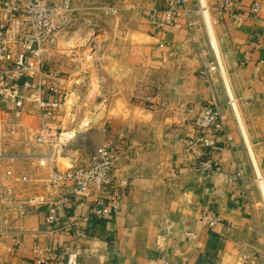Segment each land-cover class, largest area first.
Returning a JSON list of instances; mask_svg holds the SVG:
<instances>
[{"label": "crops", "instance_id": "1", "mask_svg": "<svg viewBox=\"0 0 264 264\" xmlns=\"http://www.w3.org/2000/svg\"><path fill=\"white\" fill-rule=\"evenodd\" d=\"M255 1L262 3L259 12L252 10ZM234 2L236 19L212 13L226 81L209 68L213 48L204 27L190 30L182 19L163 29L151 19L166 0H71L68 17L75 24L91 21L86 34L93 58L81 61L98 68V96L110 99V107L98 121L72 108L71 152L47 166L39 158L49 147L29 136L40 124L36 117L24 116L32 130L25 129L22 138L4 135L9 126L0 127V192L13 190L0 201V264H41V248L61 252L68 233L61 226L69 217L83 226L81 264H264V187L254 166L264 174V0ZM113 3L118 14H103ZM59 74L61 87L70 91L71 76ZM83 76L90 88L92 71ZM180 102L196 109L217 104L224 112L231 140L219 137L223 149L201 155L213 158L212 170L192 168L197 154L183 157L196 128L193 114L178 109ZM108 140L129 145L115 172L132 185L122 194L119 212L97 217L89 198L50 181L64 159L68 167L89 164ZM65 194L70 199L59 205L58 227L52 229L45 224L48 204ZM33 196L38 203L30 201ZM209 207L222 218L213 227L200 222L201 211Z\"/></svg>", "mask_w": 264, "mask_h": 264}, {"label": "built area", "instance_id": "2", "mask_svg": "<svg viewBox=\"0 0 264 264\" xmlns=\"http://www.w3.org/2000/svg\"><path fill=\"white\" fill-rule=\"evenodd\" d=\"M234 0H166V6L160 11L151 13V19L160 28L184 23L190 30L196 26L204 27L213 48L209 68L223 75L222 57L214 46L213 27L218 21L212 17L214 11L221 14H233ZM261 1H255L252 10L259 12ZM72 11L71 0H61L53 6L44 0H0V127L9 126L4 135L22 138L27 128L24 116L36 117L40 124L34 129V140L49 147L40 156V165L54 163L58 155L68 150V145L76 134L71 129L64 130L62 112L67 101V89L61 87L59 70L55 67L45 68L43 53L49 44H53L57 36L75 23L68 17ZM115 6L107 12H116ZM224 76V75H223ZM228 103L237 116L236 100L227 86ZM64 86V85H63ZM62 88V89H61ZM178 109L193 114L196 134L186 141L184 158H194L192 168L196 170H212L213 158H202L206 151L223 149L218 140L230 141L224 112L217 104H202L198 109L185 102L178 103ZM65 111V110H64ZM5 118V119H4ZM4 119V121L2 120ZM2 120V121H1ZM59 125H56V123ZM196 149H195V148ZM201 152V153H200ZM203 152V153H202ZM130 147L125 142L108 140L100 145L91 161L86 165L60 168L54 172L50 183L56 187H69L70 192L89 198L94 216L102 217L122 209V194L131 188V179L116 174V166L120 157L129 155ZM8 175L13 176L9 171ZM22 180L27 177L23 176ZM12 188L7 187L0 192V201L12 195ZM69 195L61 196L56 202L48 204L45 224L56 229L58 227V207L69 201ZM38 203V197L30 199ZM88 217L83 218L87 221ZM222 221L221 216L211 207L204 208L200 214V222L213 227ZM68 230L65 235L63 250L54 253L49 248L38 250V261L41 264H81L79 256L83 250L84 230L76 217H69L64 225Z\"/></svg>", "mask_w": 264, "mask_h": 264}, {"label": "rangeland", "instance_id": "3", "mask_svg": "<svg viewBox=\"0 0 264 264\" xmlns=\"http://www.w3.org/2000/svg\"><path fill=\"white\" fill-rule=\"evenodd\" d=\"M95 4L98 5V2H95L94 6ZM106 6H115V9H117V11L107 12V9L109 8L108 7L107 9L103 10V14H118V8L114 3ZM92 10L98 11L99 9L94 8ZM96 14L100 13L96 12ZM89 29H91V21L85 20L84 22L74 24L72 27L63 30L57 36L55 42L53 44H49L43 53V59L47 66L55 67L62 72H66L69 77L71 76V80L68 81L70 91L67 90V93H70V95L67 97V103L65 105L68 111V117L64 119L63 125L64 130L71 129V134L76 133V130H74V128L70 127V124H68L70 118L72 117V115L70 114L72 108L73 110L76 108L79 112H83V115L86 114L87 117L88 115H90L88 118H90L91 120L98 121L99 113L103 110L108 109L111 102L110 99L103 100L98 96L100 88L97 79L98 68L92 64L91 66H83V63L81 61L84 57L88 58L89 60L93 58L92 48L88 44L90 36H87L86 34ZM213 42L214 46L217 49L218 43L216 42L215 35ZM90 70L92 71L93 78L91 86L90 88H88L86 84H83V81L85 79L83 75L90 74ZM223 75L226 81H228V76L225 70L223 71ZM67 147L68 150H66L64 154L58 155V158L70 154V149H72L73 146L69 144ZM78 147L81 148L82 146ZM63 162L64 163L61 165V168L69 166L65 159ZM254 166L256 170L257 183L264 187V174L261 171L262 169L258 164H255Z\"/></svg>", "mask_w": 264, "mask_h": 264}]
</instances>
